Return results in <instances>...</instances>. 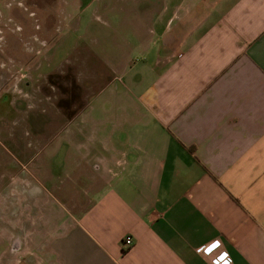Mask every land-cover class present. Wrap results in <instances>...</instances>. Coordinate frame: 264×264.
<instances>
[{
	"label": "crops",
	"instance_id": "obj_1",
	"mask_svg": "<svg viewBox=\"0 0 264 264\" xmlns=\"http://www.w3.org/2000/svg\"><path fill=\"white\" fill-rule=\"evenodd\" d=\"M120 29L83 52L112 78L93 94L63 75L67 122L26 151L48 201L86 204L33 251L7 227L10 264H213V242L264 264V0H135Z\"/></svg>",
	"mask_w": 264,
	"mask_h": 264
},
{
	"label": "rangeland",
	"instance_id": "obj_2",
	"mask_svg": "<svg viewBox=\"0 0 264 264\" xmlns=\"http://www.w3.org/2000/svg\"><path fill=\"white\" fill-rule=\"evenodd\" d=\"M133 1L0 0V264H10L14 245L7 227L18 226V241L33 251L63 223L65 207L86 204L48 201L47 171L22 163V154L37 156L35 132H57L66 124L59 114L67 91L63 75L79 77L93 94L112 78L101 59L83 52H100L120 39V7ZM66 156L61 149L52 157L55 173L66 170ZM28 194L37 199L21 201Z\"/></svg>",
	"mask_w": 264,
	"mask_h": 264
},
{
	"label": "built area",
	"instance_id": "obj_3",
	"mask_svg": "<svg viewBox=\"0 0 264 264\" xmlns=\"http://www.w3.org/2000/svg\"><path fill=\"white\" fill-rule=\"evenodd\" d=\"M125 243L128 246H132L134 244V237L132 235H127L125 238ZM204 254L210 256L212 258L213 264H232L233 258L231 257L228 251H219V246L217 243L213 242L208 245H205L202 248Z\"/></svg>",
	"mask_w": 264,
	"mask_h": 264
},
{
	"label": "flooded vegetation",
	"instance_id": "obj_4",
	"mask_svg": "<svg viewBox=\"0 0 264 264\" xmlns=\"http://www.w3.org/2000/svg\"><path fill=\"white\" fill-rule=\"evenodd\" d=\"M24 157H23V160H22V163H26V161H27V157H28V154L26 153V151L25 152H23V154H22ZM31 156H33V155H31Z\"/></svg>",
	"mask_w": 264,
	"mask_h": 264
}]
</instances>
